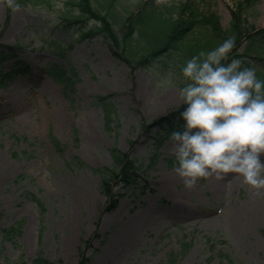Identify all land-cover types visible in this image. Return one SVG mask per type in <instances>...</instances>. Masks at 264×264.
Segmentation results:
<instances>
[{"label": "rangeland", "instance_id": "rangeland-1", "mask_svg": "<svg viewBox=\"0 0 264 264\" xmlns=\"http://www.w3.org/2000/svg\"><path fill=\"white\" fill-rule=\"evenodd\" d=\"M68 1L21 4L18 12L0 4V53L7 55L0 79L14 72L0 81V264H31L38 252L53 264H79L81 255L86 264H264V198L253 199L239 180L216 181L226 189L214 196L199 180V203L176 217L165 214L174 200L151 189L153 178L174 175L168 139L158 145L157 134L182 122L181 53L132 68L104 37L80 39L93 22H64ZM144 1L117 0V7L134 12ZM238 1L198 0L197 7L219 15L226 29ZM241 12L246 26L264 28V0ZM186 41L206 40L194 29ZM169 78L174 86L164 83ZM97 96L113 106L109 127ZM114 147L139 168L134 186L112 183L108 196L91 168L112 167ZM149 205L163 217L105 256L111 234ZM117 210L124 217L110 224ZM13 227L19 236L6 239Z\"/></svg>", "mask_w": 264, "mask_h": 264}, {"label": "clouds", "instance_id": "clouds-1", "mask_svg": "<svg viewBox=\"0 0 264 264\" xmlns=\"http://www.w3.org/2000/svg\"><path fill=\"white\" fill-rule=\"evenodd\" d=\"M0 4L22 9L18 0ZM234 46L228 37L181 68L178 96L186 107L183 129L168 136L172 171L188 190L201 179L240 180L253 199L264 198V79L255 65L227 62ZM164 83L174 86L171 78Z\"/></svg>", "mask_w": 264, "mask_h": 264}, {"label": "trees", "instance_id": "trees-1", "mask_svg": "<svg viewBox=\"0 0 264 264\" xmlns=\"http://www.w3.org/2000/svg\"><path fill=\"white\" fill-rule=\"evenodd\" d=\"M52 0H18L22 5H45ZM197 1L187 0H146L139 4L136 11H129L125 7H117V0H69L67 5L72 9L64 15L63 20L68 24L93 22L80 35V39H88L100 35L113 47L114 54L122 61L134 68L136 66L146 68L147 63L164 55L181 53V64L198 54L200 51H208L215 48L228 37H235V46L229 53L228 61L240 59L244 66L255 65L258 68L257 75L264 79V28L254 29L246 26L242 18L243 6L250 7L255 0H240L231 11L229 26L222 29L220 17L216 13H203L197 7ZM9 9V8H8ZM76 9V10H74ZM199 29L201 37L206 41L187 42L188 35ZM244 43V45H242ZM243 46V47H242ZM243 48L242 53H237ZM7 60L6 53H0V64ZM15 70V69H14ZM14 72L1 76L0 81L11 80ZM101 103L105 116L106 126L112 122L113 106L108 102V97L97 96ZM183 121L169 128H162L157 134L158 145L168 139L174 130H182ZM53 145L58 148L56 139H52ZM113 166L91 168L92 172L100 177L103 192L110 195V185L119 183L122 189H128L136 183V173L139 163L130 159L129 155L116 147L109 150ZM77 165L85 164L76 158ZM174 163V160H172ZM171 163V164H172ZM6 239L19 236L20 228L13 227L3 231ZM43 230L41 228L40 238ZM79 264H86L87 259L81 255ZM31 264H53L42 253L31 260ZM18 264H25L23 262Z\"/></svg>", "mask_w": 264, "mask_h": 264}, {"label": "bare ground", "instance_id": "bare-ground-1", "mask_svg": "<svg viewBox=\"0 0 264 264\" xmlns=\"http://www.w3.org/2000/svg\"><path fill=\"white\" fill-rule=\"evenodd\" d=\"M8 101L9 100L6 99L5 105H7ZM151 182V189L155 197H159L160 194L165 193L168 197L174 200L173 206L165 213L166 215H173L174 217H176L175 215L179 213L180 215H188L193 210L191 207L194 208L199 203V191L196 189V186L191 190L183 187L180 192L175 194L172 188L180 182V179L177 178L175 174L169 177H161L158 179L153 178ZM237 183L239 184L242 182L239 180ZM208 185H211L213 196L219 194L221 188H223L222 186L216 184V181L213 179L208 180L207 186ZM223 189H226V187ZM163 215L164 214L161 213H155L154 209L150 205L144 210L136 212L133 217H130L128 220L122 222V225L111 234L110 242L108 243L109 246L105 249L104 255L107 256L114 250L115 247H112L114 244H118L121 247L130 246L137 239L141 229L155 224L161 219V217H163ZM257 216H260V210L258 208H256L253 217L256 218ZM118 217L123 218L124 216L117 210L107 222L114 224L116 223Z\"/></svg>", "mask_w": 264, "mask_h": 264}]
</instances>
